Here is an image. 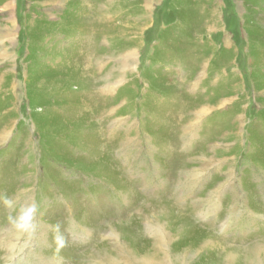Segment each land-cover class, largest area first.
<instances>
[{
    "label": "rangeland",
    "instance_id": "rangeland-1",
    "mask_svg": "<svg viewBox=\"0 0 264 264\" xmlns=\"http://www.w3.org/2000/svg\"><path fill=\"white\" fill-rule=\"evenodd\" d=\"M2 195L0 264H93L108 230L145 254L150 204L225 240L192 264H264V0H0Z\"/></svg>",
    "mask_w": 264,
    "mask_h": 264
},
{
    "label": "bare ground",
    "instance_id": "bare-ground-1",
    "mask_svg": "<svg viewBox=\"0 0 264 264\" xmlns=\"http://www.w3.org/2000/svg\"><path fill=\"white\" fill-rule=\"evenodd\" d=\"M4 136L5 135H3L2 137H4ZM172 200L176 201L175 198H173ZM173 205H174V202H173V204H168V206H173ZM150 207H153V205H151V204L148 205L149 212H146L145 215H142L143 221L145 223V229H143L144 230L143 232L146 233V235H147L146 237L148 238V243H149V245L147 246V250L145 251V254L141 253V255H137L135 253V249L127 246L125 243L123 244L120 240H118V237L116 235L117 233H115L112 230H108V237H109L110 240H113L111 248H109L107 252L105 250L103 252H101V248H96L97 252L93 255V257H90L91 258L90 260L93 261L92 263L93 264H104V262H105L106 264L107 263L108 264H116V263H122V264H167V262H169V261H170L169 263H174V262H171L172 260H174L175 262L179 263V262H183L184 259H185V263L187 262V264H192L193 260L191 262H190V260L187 261L186 257L191 256V258H192L193 256L196 255L195 258H197L198 252L201 253L202 251H205L206 248H208V247L211 248L213 243H216V244L220 243V244L223 245V243L225 242V240L223 239L222 240L223 243H222V241L220 239L216 238L217 236L215 237L216 240L211 239L213 234L212 233H208L207 234L208 236H204L203 238L199 237L200 241L202 242V244H200V245L198 244L199 246L197 245V246L191 247V246H189V242L187 243L186 239L184 241H182L183 231L185 232V226H187V223L189 224V226L192 224L191 219H189L187 221L186 220L182 221V219L181 220L179 219L180 216L179 215L177 216V214H175V216H176V218H174L175 220H173V218L171 217V222H169L168 219H167L169 216L167 217L165 215V213H163V212L161 214L159 212H157V211H159V209H160V211L163 209L162 208V204H161V206H159L160 208L156 212H152L149 209ZM164 208H165V205H164ZM148 210H146V211H148ZM177 220L181 221V224H182L181 226L179 224H177V226H178L177 227V226H175L173 224ZM226 224L227 223H223V225H226ZM172 225H173V227H170ZM174 226H175V229H174ZM75 227L78 228L79 225H76ZM192 227L193 228L190 229L191 233H192V231L195 228L194 226H192ZM96 232H97V235H98V236L97 235L96 236L98 238H101L102 235H100V229H96ZM4 233H5V235H7V233H8V236H9V234H11L9 232V228L8 227L5 229ZM89 233L91 235L93 233L92 230L89 231ZM2 235H3V231L0 234V240L1 241H3ZM174 236H176V238H174ZM12 237H13V235H12ZM191 237L193 238L192 240H195L197 238V235L191 236ZM40 238H42V237H40ZM103 240H104V238H103ZM117 240L119 242H116ZM175 240H177L178 242L180 241V243H181V245L176 244V245H179V247L181 246V248H179L177 246L178 249H179L177 252H179L180 254H178L177 252H172L168 248L169 244L173 243ZM197 241H199V240H197ZM193 242L194 241H192V243ZM8 246H9V250H11L12 248L15 247L11 243ZM114 250L116 251L115 253L112 252ZM172 256H174V257H172ZM210 256H212V255H210ZM248 256H249L248 253H246V254H243V255L239 254L236 257H241V258H243V260H247V259L249 260ZM218 257H220V256H218ZM232 257H233V253H228L226 260L228 262H230V261H232V260H230V259H232ZM215 260H216V257H215ZM240 262H242V261H240ZM209 263L210 262H204V264H209Z\"/></svg>",
    "mask_w": 264,
    "mask_h": 264
},
{
    "label": "clouds",
    "instance_id": "clouds-1",
    "mask_svg": "<svg viewBox=\"0 0 264 264\" xmlns=\"http://www.w3.org/2000/svg\"><path fill=\"white\" fill-rule=\"evenodd\" d=\"M0 204L5 208L16 210V201L6 195L0 196ZM39 211L37 203H31L26 207L16 211V215H9L8 221L11 227L18 233L29 238L35 235L37 224L36 217ZM53 242L55 244V252L58 254L67 244V240L61 231V225L55 224L52 227Z\"/></svg>",
    "mask_w": 264,
    "mask_h": 264
},
{
    "label": "crops",
    "instance_id": "crops-1",
    "mask_svg": "<svg viewBox=\"0 0 264 264\" xmlns=\"http://www.w3.org/2000/svg\"><path fill=\"white\" fill-rule=\"evenodd\" d=\"M8 35V34H7Z\"/></svg>",
    "mask_w": 264,
    "mask_h": 264
}]
</instances>
